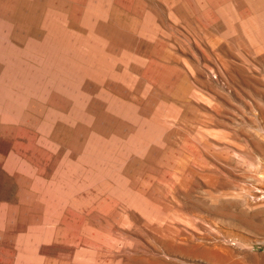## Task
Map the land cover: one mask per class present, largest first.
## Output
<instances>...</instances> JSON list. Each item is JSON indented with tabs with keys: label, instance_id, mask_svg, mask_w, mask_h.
<instances>
[{
	"label": "rangeland",
	"instance_id": "1",
	"mask_svg": "<svg viewBox=\"0 0 264 264\" xmlns=\"http://www.w3.org/2000/svg\"><path fill=\"white\" fill-rule=\"evenodd\" d=\"M218 245L264 264V0H0V264Z\"/></svg>",
	"mask_w": 264,
	"mask_h": 264
},
{
	"label": "bare ground",
	"instance_id": "2",
	"mask_svg": "<svg viewBox=\"0 0 264 264\" xmlns=\"http://www.w3.org/2000/svg\"><path fill=\"white\" fill-rule=\"evenodd\" d=\"M206 249L209 250L210 247L205 248V250ZM198 251H199V249H198ZM185 252H188V251L186 250ZM195 252H197V251L195 250ZM179 254H181V253H179ZM196 254H199V253H196ZM190 255H192V254H190ZM192 257H193V255H192ZM196 257H198V255ZM199 258L201 260H203L205 262V264H250V262H251V261L250 262L248 261V259L246 258L245 255L238 254L237 252H235V250L233 248H231L229 246H222V245L221 246L218 245L216 248L212 247V249H210L207 253H204V255H202V256L200 255Z\"/></svg>",
	"mask_w": 264,
	"mask_h": 264
},
{
	"label": "crops",
	"instance_id": "3",
	"mask_svg": "<svg viewBox=\"0 0 264 264\" xmlns=\"http://www.w3.org/2000/svg\"><path fill=\"white\" fill-rule=\"evenodd\" d=\"M116 264H128L129 261H127L126 259H128V257L126 256H121V257H116Z\"/></svg>",
	"mask_w": 264,
	"mask_h": 264
}]
</instances>
